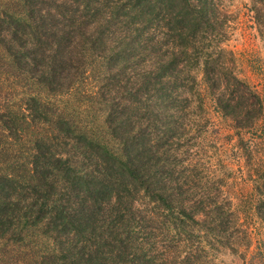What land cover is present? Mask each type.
Returning <instances> with one entry per match:
<instances>
[{"label":"trees","instance_id":"16d2710c","mask_svg":"<svg viewBox=\"0 0 264 264\" xmlns=\"http://www.w3.org/2000/svg\"><path fill=\"white\" fill-rule=\"evenodd\" d=\"M227 25L217 0H0V264H209L235 220L192 158L198 70L245 157L264 143Z\"/></svg>","mask_w":264,"mask_h":264},{"label":"rangeland","instance_id":"374dc122","mask_svg":"<svg viewBox=\"0 0 264 264\" xmlns=\"http://www.w3.org/2000/svg\"><path fill=\"white\" fill-rule=\"evenodd\" d=\"M217 8L228 20L227 36L220 44L223 62L246 85L247 95L253 93L259 97L264 120V0H217ZM197 81L201 114L208 129L193 134L199 146L192 158L208 169L210 176H217L215 186L207 191L230 200L235 220L226 226L229 239L222 240L223 245L217 244L214 256L208 255L207 261L209 264H259L257 255H264V225L243 202L253 191L254 180L264 183V143L253 149L251 157H245L230 121L213 110L199 70ZM84 87L86 92L90 89L88 83ZM256 113L254 107L251 114ZM259 190L264 192V186Z\"/></svg>","mask_w":264,"mask_h":264}]
</instances>
